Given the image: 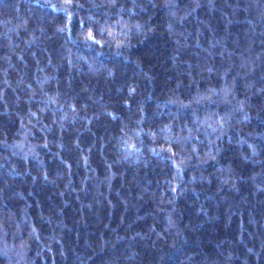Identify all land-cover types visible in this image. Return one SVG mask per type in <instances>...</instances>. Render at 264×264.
Returning a JSON list of instances; mask_svg holds the SVG:
<instances>
[{
	"label": "trees",
	"instance_id": "16d2710c",
	"mask_svg": "<svg viewBox=\"0 0 264 264\" xmlns=\"http://www.w3.org/2000/svg\"><path fill=\"white\" fill-rule=\"evenodd\" d=\"M0 264H264V0H0Z\"/></svg>",
	"mask_w": 264,
	"mask_h": 264
},
{
	"label": "snow or ice",
	"instance_id": "6c2138e0",
	"mask_svg": "<svg viewBox=\"0 0 264 264\" xmlns=\"http://www.w3.org/2000/svg\"><path fill=\"white\" fill-rule=\"evenodd\" d=\"M89 38H91V33H89Z\"/></svg>",
	"mask_w": 264,
	"mask_h": 264
}]
</instances>
